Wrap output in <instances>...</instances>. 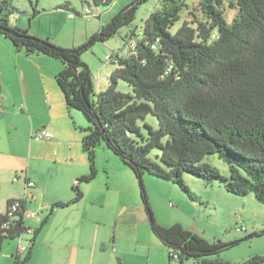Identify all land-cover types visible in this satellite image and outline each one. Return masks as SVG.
<instances>
[{"label": "trees", "instance_id": "1", "mask_svg": "<svg viewBox=\"0 0 264 264\" xmlns=\"http://www.w3.org/2000/svg\"><path fill=\"white\" fill-rule=\"evenodd\" d=\"M93 1L100 6L115 0ZM145 1L124 6L88 42L70 48L11 26L9 19L19 9L12 0H0V36L26 55L44 54L60 60L63 68L55 80L66 107L80 110L88 120L82 149L90 171L74 182L70 202L54 206L66 207L83 198L82 184L93 181L97 174L96 147L105 144L139 179L152 232L168 248L170 261L264 264V254L241 262L220 257L241 240L210 241L181 223H158L143 182L147 174L153 175L179 185L197 199L185 182V176L191 174L206 185L219 182L218 186L234 195L253 194L264 204V0H200V8L190 10L191 18L175 32L173 27L189 5L185 0H162V7L145 20L134 51L126 57L117 55L116 61L109 59L118 66L110 76V86L97 94L83 52L134 21ZM227 9L236 10L231 20ZM136 34L135 30L127 34L124 47ZM121 79L132 86L133 94L117 89ZM149 115L157 118L158 127L147 122ZM211 154H218L228 164L229 174L204 161ZM16 202L19 206L12 210ZM26 204V198L8 199L6 212L0 213V253L6 240L31 228L25 222ZM41 228L34 229L23 260L19 252L14 255L15 264L29 260Z\"/></svg>", "mask_w": 264, "mask_h": 264}, {"label": "rangeland", "instance_id": "2", "mask_svg": "<svg viewBox=\"0 0 264 264\" xmlns=\"http://www.w3.org/2000/svg\"><path fill=\"white\" fill-rule=\"evenodd\" d=\"M135 1L115 0L110 5L97 6L93 0H12L19 12L10 17L9 23L11 26L28 29L32 35L50 38L59 46L79 47L88 42L101 25L107 24L119 10ZM185 1L190 9H183L181 19L176 22L173 32L186 19L191 18L190 10L200 8V0ZM63 5L68 7L61 8ZM86 7L91 9V14H87ZM161 7L162 0H146L139 5L134 21L123 26L115 36L106 41H97L83 52L82 59L92 70L97 94L110 86V76L118 66L109 60V55L123 49L125 37L131 30L138 34L135 35V40L140 38L145 20ZM235 14L236 10L226 11L229 20ZM5 44H10L17 51L10 39L0 36V46H6ZM52 61L63 68L60 60L52 58ZM27 75L34 76L33 67L29 66ZM54 76L55 74L51 81L45 75L37 77L34 90L39 99L38 114L53 116L60 128L59 143L34 139L32 145L30 138L24 134L22 125L26 126L25 123L18 126V117L0 114V213L6 212L7 200L11 196H22L26 193L25 190H30V197L31 190L36 189L37 193L39 191V200L48 207L44 209L45 212L40 207H30L31 211L37 212L38 216H47L50 212L51 214L37 239L32 263H35V259H41L42 264L43 259L51 256L50 246L58 241H71L79 227H86L83 231L86 238L93 235V230L89 227H100L109 231L113 264L118 262L117 256H120L122 262L130 258L129 264H145L149 255L153 256L163 244L152 232L139 179L105 144L96 147L97 174L93 181L82 185V189L85 188L84 198L66 207L54 206L58 200L70 202L74 197L72 187H67V191H64L62 184V176L73 162H82L83 156L86 166L89 164L88 156L82 150V138L88 120L80 110L67 109L62 93L59 103V94L54 91H59V87ZM117 89L133 94L132 86L122 79L119 80ZM45 90L56 97L52 107L46 102ZM147 122L158 127L154 115H149ZM143 132L146 133V129ZM156 153L157 150H154L152 154ZM204 161L217 167L223 174H229L228 164L218 154L208 155ZM27 176L38 183L36 188L26 186ZM16 178L18 181L15 182ZM204 181L191 174L185 176V182L197 196L196 199L190 197L179 185L147 174L143 180L144 187L157 222L164 226L181 223L185 228L210 241L221 240L229 243L241 240L220 253V257L232 262H241L250 256L264 254V204L258 202L253 194L234 195L223 186H218L219 182L210 186ZM62 196L63 199H59ZM25 221L30 226L40 225L39 221L28 217ZM242 227L246 230H242ZM100 232L99 241L104 236ZM253 233L254 235L244 239ZM28 239L29 235L25 233L22 243L28 245ZM19 243L18 238L8 239L4 246H17ZM27 253L28 250L24 254ZM172 264L181 263L173 260ZM184 264H191V260Z\"/></svg>", "mask_w": 264, "mask_h": 264}, {"label": "crops", "instance_id": "3", "mask_svg": "<svg viewBox=\"0 0 264 264\" xmlns=\"http://www.w3.org/2000/svg\"><path fill=\"white\" fill-rule=\"evenodd\" d=\"M87 38H88V35L86 36V39ZM132 41H135V39L133 38ZM5 45L6 46H3V45L0 46L1 48V51H0V102H1L0 114L2 113L3 115V113H6V116L12 115L15 118L18 117L19 123H20V125L18 126H21L23 123H25L26 126L24 124L22 125V127H24L25 129L24 134L26 135L27 138H30L32 145L34 144L33 141L35 139L32 136L33 132L39 129H47L48 131L54 134L53 138L47 139L46 142L52 143V144L59 143L60 140L58 139H60L59 138L60 128L57 126L55 118L53 116L45 117L41 113L40 115L38 114L39 99L35 95L34 82H35V79H37V77L44 76V75L47 76V78L50 79L51 81L53 79L52 76L54 74L56 75L58 71H61L62 66L57 65V63H54V61H52V57H49L47 55H44V54L26 55L24 51H14L10 44H5ZM29 66L33 67V70H34L33 77H31L30 75L29 76L27 75V70ZM54 91L59 94V103H61V98H62L61 90L59 89L58 91V89H55ZM51 93L52 92H49L48 90H45L44 92L45 97H46V102L49 103V105L52 107L54 106L53 101L56 102V97L52 96ZM21 105H24L25 108L21 110L20 112H18L17 107L19 106L18 108L20 109ZM25 119H26V122H25ZM82 158H83L82 162L80 163L76 161L73 162L69 170L62 176V184H63L64 191H67V187L68 188L72 187L77 178L89 173L88 171L89 164L88 166H86L84 157L82 156ZM29 179L32 180L30 176H27L25 178L26 186H27V181ZM34 182H35V186H33L32 188H36L38 185L36 181ZM84 190L85 188L82 189L83 193H84ZM25 191L26 193L24 195L22 196L19 195L18 197L11 196L9 199L26 198L27 199V204H26L27 211H31V208L36 207L39 209L40 207L42 212L43 211L45 212L44 209L47 208L48 206L47 204H43L39 200V195H40L39 191L37 193L36 189L31 190L30 197L28 196L29 195L28 193L30 190L29 191L25 190ZM59 199H63V196L62 198H59ZM59 201L61 200H58L56 202H59ZM61 202H68V201L64 200ZM35 204L37 206H35ZM50 214L47 216L44 214L43 216L39 215L35 218H31L36 221H39L40 223L39 226H30L27 223L26 225H28L32 229L42 227L41 228V231H42L43 227L50 219ZM28 218L30 219V217ZM85 228L86 227H81V228L79 227V229L76 230L75 232L72 230L74 232V235L71 241H66V242L58 241L54 243V245L50 246L51 256H48L47 258L43 259L44 261L42 262V264H113V261H112L113 255L109 247V244H110L109 242L110 237L108 234L109 231H107V229L106 230L101 229L100 227H95V228L89 227L91 231L93 230V235L91 238H86L87 236L83 233ZM95 229H96V234L94 235ZM100 231H102L104 234L101 241H99V237L101 234ZM40 232L38 234V237L40 235ZM27 234L29 235V239L27 242L28 245H26V250L24 252H19V244L17 246L16 245L3 246L2 252L0 253V264H15L16 260H15L14 255L18 252L21 257V261L23 260V258L26 256L24 253L27 250L29 251L30 240L33 237V234H29V233ZM37 239L32 248L29 260H27L23 264H40L41 263V259H39L38 261H36L35 259V263H32L33 251L37 243ZM114 251H115V247H114ZM129 260L130 258H127L125 261H123L124 264H129ZM117 261L118 262H116V264H120V262L121 264H123L120 256H117ZM136 264H143V263L137 262ZM145 264H172V261H170L169 259L168 248L165 245H163V247L161 249H158L153 256L149 255L148 260L145 262Z\"/></svg>", "mask_w": 264, "mask_h": 264}, {"label": "built area", "instance_id": "4", "mask_svg": "<svg viewBox=\"0 0 264 264\" xmlns=\"http://www.w3.org/2000/svg\"><path fill=\"white\" fill-rule=\"evenodd\" d=\"M86 11H87V14H91L92 13V11H91V9L89 7H86ZM135 46H136L135 41L131 40V41H129V43L121 51H118L119 53L112 52L109 55V59H114L116 61L117 60V58H116L117 55L126 57L132 51H134ZM24 108H25L24 105L20 106V110H23ZM0 109H1V102H0ZM32 136L35 139H51V138H53L54 134L52 132L48 131L47 129H39V130L34 131ZM16 181H18V178L15 179V182ZM27 186L28 187H33V186H35V182L29 179L27 181ZM18 206H19V202L14 203L12 210H16ZM12 213L13 212H10L11 215H12ZM37 216H38V213L35 212V211H26L25 212V217L35 218ZM242 230H246V228L242 227ZM33 231H34V229L30 228V229H28L27 233L33 234ZM23 236L24 235H20L18 237V239L20 240L19 252H24L26 250V245L22 243L23 242ZM171 254H173V251H171ZM191 264H196V263H191Z\"/></svg>", "mask_w": 264, "mask_h": 264}, {"label": "water", "instance_id": "5", "mask_svg": "<svg viewBox=\"0 0 264 264\" xmlns=\"http://www.w3.org/2000/svg\"><path fill=\"white\" fill-rule=\"evenodd\" d=\"M242 240H244V239H242Z\"/></svg>", "mask_w": 264, "mask_h": 264}]
</instances>
